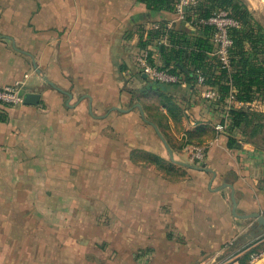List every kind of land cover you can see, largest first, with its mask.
Instances as JSON below:
<instances>
[{"label": "crops", "instance_id": "0c3cea01", "mask_svg": "<svg viewBox=\"0 0 264 264\" xmlns=\"http://www.w3.org/2000/svg\"><path fill=\"white\" fill-rule=\"evenodd\" d=\"M156 26L204 33L140 0H0V83L21 80L25 95L39 96L0 104V193L33 190L56 216L55 239L21 247L5 264H243L264 247V226L233 213L231 188L210 189L213 173L173 161L134 107L148 114L128 88L150 80L137 55ZM198 94L188 81L161 83V106L147 117L177 160L198 164L192 146L206 147L212 187L233 184L239 214H264L260 136L219 130Z\"/></svg>", "mask_w": 264, "mask_h": 264}, {"label": "trees", "instance_id": "16d2710c", "mask_svg": "<svg viewBox=\"0 0 264 264\" xmlns=\"http://www.w3.org/2000/svg\"><path fill=\"white\" fill-rule=\"evenodd\" d=\"M140 1L146 3L151 10L174 9L173 0ZM217 4L230 8L231 14L242 27L230 28L231 36L235 41L231 51L230 71L222 69L218 74L210 76L207 83L218 85L222 92L227 94L229 91L227 82L230 80V88L231 85L237 88L239 100H251L256 95H264V27L256 20L243 0H205L193 11L207 17L211 8ZM203 28L204 33L193 35L182 30L160 26L151 30L147 39L141 37L139 47L159 50L163 59L161 67L173 66L172 72L181 74L186 81L195 85L197 68L207 67V58L213 51V45L207 35L210 33L211 26L205 25ZM161 37H164L167 42L159 43ZM147 83L148 87L152 86L158 92L161 91L160 82L148 80ZM170 104L166 103L168 111L176 116L178 108ZM231 115L232 121L229 127L231 133L237 129L244 137L260 136V144L264 145V114L244 108H234L231 110ZM5 118L6 116L2 117V119ZM228 145L235 147L239 144L236 138L230 135ZM251 251L244 254L243 264L248 260Z\"/></svg>", "mask_w": 264, "mask_h": 264}, {"label": "built area", "instance_id": "2783aa9c", "mask_svg": "<svg viewBox=\"0 0 264 264\" xmlns=\"http://www.w3.org/2000/svg\"><path fill=\"white\" fill-rule=\"evenodd\" d=\"M205 0H173L174 11L178 20H184L196 27L205 25L211 26L209 33L210 43L213 51L207 58V67H200L196 70V86L199 87L198 97L203 104L215 113L214 119L218 121L217 128L223 130L230 126L232 121L231 110L234 108H244L264 114V95H256L251 100H239L237 98V88L231 85L228 80L229 91L224 94L218 85L208 84L207 80L211 76L218 74L222 69H231V51L235 41L230 33L231 27L241 28V23L231 14L230 8L219 6L211 8L207 17L200 12L193 11L195 7L204 3ZM158 26L148 28L144 36L147 39L151 30ZM166 39L161 37L159 43H166ZM137 63L140 70L153 82L182 83L186 82L181 74L174 73L170 68H163L157 65L154 60V51L150 48H140L137 55ZM24 82L17 80L10 84L0 83V103L1 104H21L24 101ZM240 130H235L238 133ZM241 133V132H240ZM207 154L205 146H192L191 158L198 163L203 162ZM246 264H264V247L253 249Z\"/></svg>", "mask_w": 264, "mask_h": 264}, {"label": "rangeland", "instance_id": "374dc122", "mask_svg": "<svg viewBox=\"0 0 264 264\" xmlns=\"http://www.w3.org/2000/svg\"><path fill=\"white\" fill-rule=\"evenodd\" d=\"M243 1L247 3L256 20L264 27V0ZM147 85L148 83L144 85L143 82L142 87L139 85V88L129 87L128 89L135 90L136 100L145 104L149 114L145 111L147 116L152 117L156 108L159 109L161 104L156 99L157 90L148 88ZM6 195L7 193H0V264H5L6 258L8 260L10 255L18 254L21 247L24 253L29 250L33 251L34 249H29V246H33L35 241H50L56 238L55 231L51 228L56 223V216L51 214L49 207L46 208L47 203L49 205L48 201L40 200L33 190L20 198L17 196L18 198L7 199ZM39 250L40 248L37 249Z\"/></svg>", "mask_w": 264, "mask_h": 264}, {"label": "water", "instance_id": "95a60500", "mask_svg": "<svg viewBox=\"0 0 264 264\" xmlns=\"http://www.w3.org/2000/svg\"><path fill=\"white\" fill-rule=\"evenodd\" d=\"M36 66V65H35ZM37 67V66H36ZM37 72L49 83L53 84L49 79L48 77L39 69V68H36ZM60 89V88H59ZM62 90V89H61ZM70 96H72L71 93H69ZM38 95L36 94H32V93H28L26 94L25 96V100L24 102L25 103H36L38 101ZM134 107H138L140 109V112H141V115L143 117V119L147 122V123H150L151 125H153L156 129V131L158 132L159 136L161 137V139L163 140L164 144L166 145L168 151H169V154H170V158L175 161V162H178L182 165H185L187 167H190V168H195V169H199V170H204V171H208V172H211L213 173V177H212V180H211V183H210V186L209 188L210 189H216V190H219V189H223L225 187H230L231 188V199H232V202H233V213L239 217H242V218H256L258 223L260 225H263L264 226V214L260 213V212H251V213H246V214H239L237 212V206H238V201H237V198H236V195H235V187L233 184L231 183H224L216 188H213L212 187V183L216 177V172L211 169L210 167H208L206 165V163L203 161V162H200L198 164L196 163H192V162H187V161H181V160H177L174 156V152L172 150V148L170 147V145L168 144L166 138L164 137V135L162 134V132L160 131L159 127L157 126V124L152 121L151 119H149L145 113V109L142 105V103L140 102H137L134 104ZM113 109H116V110H120V111H126L128 109H125V108H121V107H112L111 110Z\"/></svg>", "mask_w": 264, "mask_h": 264}]
</instances>
